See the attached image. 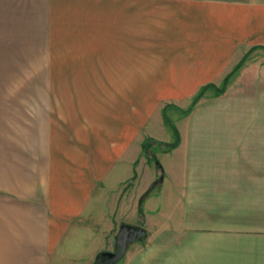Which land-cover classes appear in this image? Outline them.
Segmentation results:
<instances>
[{"label":"crops","instance_id":"1","mask_svg":"<svg viewBox=\"0 0 264 264\" xmlns=\"http://www.w3.org/2000/svg\"><path fill=\"white\" fill-rule=\"evenodd\" d=\"M251 48L264 51V0H0V72L145 96V112L159 99L186 108ZM161 115L146 127L162 150L157 190L138 201L140 222L116 224L145 234L113 264H264V55L181 115L169 150L157 145L175 139ZM139 119L141 105L124 117L122 142ZM44 164L0 165V264H92L114 242L117 197L107 179L94 192L107 167L86 160L72 175ZM117 167L113 181L127 174Z\"/></svg>","mask_w":264,"mask_h":264},{"label":"rangeland","instance_id":"2","mask_svg":"<svg viewBox=\"0 0 264 264\" xmlns=\"http://www.w3.org/2000/svg\"><path fill=\"white\" fill-rule=\"evenodd\" d=\"M262 54L264 51L250 49L245 56L246 59H260ZM35 84H39L37 73L0 72V165L9 163L17 167L15 169L31 166L33 170L41 171L40 166L44 163H57L62 168L53 167L55 171L63 173L67 170L74 175L86 160H92L93 166L101 163L103 168L107 167L103 170H108V174L94 187V192L100 191V185L107 179L110 201H113V195L117 197L114 226L109 235L115 234L118 220L140 222L137 203L157 190V183L150 186L158 176L153 157L158 159L162 150L152 146L150 155H147L142 150L139 152V142L151 138L146 127L154 124V115L163 112L175 124L184 114L185 107L164 105L159 99L153 101L151 112H145L150 101L145 96L134 98L130 95L124 99L116 94L115 89H108L107 95V90L100 87L46 88L35 87ZM128 90L133 91L126 89V92ZM139 103L142 125H137L136 134L129 142H122L119 132L124 117L129 110L137 111ZM162 125L168 128L163 120ZM168 139H171V133ZM132 143L134 148L130 151ZM119 165L126 167L123 170L127 174L123 177L119 174L124 180L116 178L113 181L112 171L117 172ZM111 202L110 207L113 206Z\"/></svg>","mask_w":264,"mask_h":264},{"label":"water","instance_id":"3","mask_svg":"<svg viewBox=\"0 0 264 264\" xmlns=\"http://www.w3.org/2000/svg\"><path fill=\"white\" fill-rule=\"evenodd\" d=\"M156 166L160 169V165L154 159ZM161 179L157 177L150 186L154 185ZM145 234L142 226L120 223L114 234V242L112 250H101L94 256L92 264H113L118 261L125 253L126 245L141 239Z\"/></svg>","mask_w":264,"mask_h":264},{"label":"trees","instance_id":"4","mask_svg":"<svg viewBox=\"0 0 264 264\" xmlns=\"http://www.w3.org/2000/svg\"><path fill=\"white\" fill-rule=\"evenodd\" d=\"M253 49V48H251ZM250 50V49H249ZM248 52V51H247ZM246 53H244V55L240 58V60L232 67V69L224 76L223 81L221 83L220 86H215L212 83L206 84L204 85L202 88H200L198 90V92H196V94H194V96L192 97V100L190 102V104L183 110V113L186 114L187 112H189L191 110V108L193 107V105L198 101V99L200 97L203 96V94L207 91L210 90L212 92L213 95H218L220 93H222L225 89L226 84L228 83L229 79L235 75V73L238 71V69L240 68V66L243 64V62L246 60ZM162 118L164 120V123L168 126V128L171 130L173 136L175 137V139L171 142H159L157 143L158 146H161L163 148H165V150H169L171 148H173L176 144H177V130L175 128V125L171 122V120L169 119V117L162 112ZM155 144V142L152 139H147L145 141H143L141 143V150L142 152H144L147 155H150V150L152 148V146ZM154 158V157H153Z\"/></svg>","mask_w":264,"mask_h":264}]
</instances>
